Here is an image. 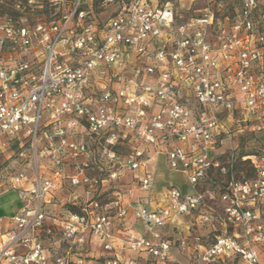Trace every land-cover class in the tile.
<instances>
[{
  "label": "built area",
  "instance_id": "2783aa9c",
  "mask_svg": "<svg viewBox=\"0 0 264 264\" xmlns=\"http://www.w3.org/2000/svg\"><path fill=\"white\" fill-rule=\"evenodd\" d=\"M49 2V14L29 21L21 15L42 8L38 0H0V154L4 140L27 142L34 163L30 181L14 179L28 187H16L21 209L0 231V264H90L92 238L109 254L97 264H172L160 231L194 213L216 235L182 241L184 264H264V145L240 158L249 178L236 176L234 149L219 152L244 131L264 135V0H240L231 20L206 6L181 23L169 0H125L102 32L87 21L86 0ZM150 151L190 192L169 187L165 204L150 207L149 171L132 177L146 202L101 198ZM64 186L81 189L67 200L78 211L49 222ZM128 215L140 229L117 232L133 254L122 261L111 255L113 225Z\"/></svg>",
  "mask_w": 264,
  "mask_h": 264
},
{
  "label": "rangeland",
  "instance_id": "374dc122",
  "mask_svg": "<svg viewBox=\"0 0 264 264\" xmlns=\"http://www.w3.org/2000/svg\"><path fill=\"white\" fill-rule=\"evenodd\" d=\"M3 4L5 5H11L13 3H16L17 0H2ZM125 0H86L87 3L92 4V11L89 12L86 16L87 21L93 22V26L95 27V30L97 32H102L104 25L107 23V21L113 17L116 12L119 10V8L122 5V2ZM170 4L174 8L176 12V20L178 23L185 22L187 18L198 15L199 13L203 12L204 8L208 6V8L215 14V17L218 21H224V18H227L228 20H231L237 10L239 9L240 0H211L209 3H207V0H169ZM49 0H38V4L42 5V8H39L31 13H23L21 17L27 18L29 21L32 19L34 20L33 16L35 15H41V14H49L50 10L48 8ZM23 4V3H22ZM227 64L226 62L221 65V70L223 69V66ZM127 133L128 131L125 130ZM6 147L4 149V152L0 154V196L10 193L11 190L16 191L17 185L14 183L15 177H17L18 174L22 173L28 181L32 179V176L34 174V163H33V157L31 155V151L29 148V145L27 142H16V141H6ZM259 141L254 139L253 136L248 132L244 131L241 135H239L237 138L232 139L226 143H224V146L219 148V152H224L229 147L234 149L232 157L235 159V174L238 177H245L249 178L251 176V171L249 170L248 166L246 164L241 163L240 158L246 157L248 155L253 154L256 149ZM218 145V144H217ZM129 149V144L125 143L122 147V151H127ZM229 157V156H227ZM222 162L226 163V156L223 157ZM162 168H164L163 164H160ZM133 176L136 178L138 176L137 174H134L132 172H125L120 177L121 180H124V184H117L116 189H110L108 193H104L101 195V198L105 197H113L116 194L121 195V192H125L124 195L131 197L134 193V196L141 197L138 189V185L135 183L134 187H131V182H133ZM163 179L166 180L168 178V172L162 171ZM173 181L174 187L178 188L182 194H186L189 192V187L186 185L184 186V180L181 178V176L173 175ZM210 179L217 184L223 185V183L226 181V177L220 176L217 172H212L210 174ZM138 183V182H137ZM133 184V183H132ZM21 186V184H18ZM15 186V187H13ZM124 186V187H123ZM130 186V187H129ZM28 187V183L25 182V186ZM130 190L131 193L128 195L127 191ZM80 190H73L70 187H63L61 189H58L55 191L52 196L53 200L51 202V207L48 209V215L51 218L49 222H64V219H61L63 213L70 211V212H77L78 209L76 207H70V204H67V200L69 201L71 199V195L75 194L77 196H81L82 193ZM138 198V197H137ZM142 198V197H141ZM218 204V203H217ZM150 205V204H149ZM155 202H152L150 207H155ZM210 208L215 209L218 211V208L216 206V203L214 204H208ZM11 209V208H10ZM195 214V213H194ZM189 215L186 219L185 216L177 218L178 221L170 227L168 231V240L172 244V256L173 261H176V263L172 264H184L185 259L184 257L179 256L178 253V246L182 241L185 242L186 245V238L191 240V236H196L197 233L202 234L201 232H198L199 230L203 229L207 226V224H202L198 219L197 215ZM264 214V213H263ZM57 216V217H56ZM54 217V218H53ZM183 218V219H182ZM182 219V220H180ZM135 222L140 224L137 219H135ZM183 226L186 228L189 227L190 235H187L186 230L182 232ZM190 237V238H189ZM212 236H208V238L204 237L207 242H210ZM101 241L97 238H94L93 241L90 243V257L94 258L95 260H98L100 257H106L109 256V254L103 250H101ZM177 254L174 256L173 254ZM179 261V262H178ZM260 261L262 262V258H260ZM150 260H145V264H150ZM170 264V263H168Z\"/></svg>",
  "mask_w": 264,
  "mask_h": 264
},
{
  "label": "crops",
  "instance_id": "0c3cea01",
  "mask_svg": "<svg viewBox=\"0 0 264 264\" xmlns=\"http://www.w3.org/2000/svg\"><path fill=\"white\" fill-rule=\"evenodd\" d=\"M151 156H152V152L150 151L148 157H151ZM160 164H163L164 168H162ZM149 171H154V173H155V186H154V189H153V191L151 193V197H150V201H149L150 205H151L152 202H155V204H156L155 207H158V206H161V205L165 204L164 196L167 193L168 188L169 187H174V183L175 182L173 181V178H172L173 175L181 176V178L184 180V186L187 185L186 179L181 173L173 172V171L169 170V168L167 166V163H166V159H165L164 156H160L158 158H152L151 157L150 160L145 161V163L142 165L139 173H137V174H138V176H141V175H143V173L149 172ZM162 171H167L168 172V178L166 180L163 179ZM134 184L135 183L133 182V184H131L130 186L134 187ZM22 186L24 187L25 183H23L21 186L18 185L17 187L19 188V187H22ZM190 190L191 189L189 188V192H190ZM10 192L14 194L12 199L9 200V202H8V204H6V206H3L1 208V209H3L5 211V216L0 217V231H2V232L7 229V225H6L7 219H10V218L14 217L16 214H18L19 210L21 209V203H20V201L17 198L16 191L15 190H11ZM134 193L132 194L131 197L125 198V203H127L129 201H139V200H142V202H146V200L142 199L139 196H136V198H135ZM5 195H7V194H5ZM2 196H4V195H2ZM2 196H0V197H2ZM8 205H12L10 207L11 209L9 208ZM216 206L218 208V211H216V208L215 209L212 208L213 209L212 210V212H213L212 214L213 215H216V214L219 213L220 205L216 203ZM187 218L188 217H186V219ZM182 219H180V220H182ZM176 221H178V220L175 219L173 221L168 222L165 225V227L163 229H161V231H160L161 234L164 237H166L167 239L169 237L168 231H169L170 227L173 226L176 223ZM216 228H217V226L214 225L213 222L212 223H208L206 227L201 229V231L200 230L198 231V232H201L202 234L197 233V235H199L201 237H205V238L206 237L208 238V236L209 237L210 236L213 237V236L216 235V232H215ZM131 229L132 230H139L140 229V224L135 222V218L132 215H128L127 218L125 220H123V221H120V222L119 221H115L114 225H113V233H114V236H115V240H114L115 242H114V250L111 253V255L117 256L122 261H128L129 259H131L133 257V254L129 253V252H127L125 250V248L123 246V243L121 241V238L117 234V232L122 231V230H131ZM184 230H186L187 235L190 236L189 227L186 228L185 226H183L182 232H184ZM93 240L94 239L92 238V241ZM173 255L176 256L177 254L175 253ZM178 257L180 258V255ZM142 259L144 261L147 260V258H145V257H143ZM173 262L176 263V261H173ZM89 263L90 264H97L98 262H96V260L94 258H90Z\"/></svg>",
  "mask_w": 264,
  "mask_h": 264
},
{
  "label": "trees",
  "instance_id": "16d2710c",
  "mask_svg": "<svg viewBox=\"0 0 264 264\" xmlns=\"http://www.w3.org/2000/svg\"><path fill=\"white\" fill-rule=\"evenodd\" d=\"M251 135L253 136L254 139L259 141L258 144L264 145V135H262V134L261 135H253V134H251ZM13 195L14 194L10 192L7 195H4V196L0 197V217L5 216V211L3 209H1V208L3 206H6V204H8L9 200L12 199ZM8 206L10 208L12 205H8Z\"/></svg>",
  "mask_w": 264,
  "mask_h": 264
}]
</instances>
